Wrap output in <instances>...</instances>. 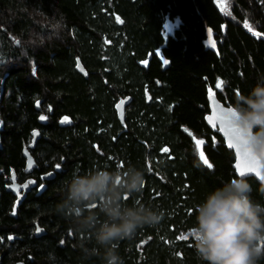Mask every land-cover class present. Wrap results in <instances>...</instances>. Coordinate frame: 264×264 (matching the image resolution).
<instances>
[{
  "label": "trees",
  "instance_id": "trees-1",
  "mask_svg": "<svg viewBox=\"0 0 264 264\" xmlns=\"http://www.w3.org/2000/svg\"><path fill=\"white\" fill-rule=\"evenodd\" d=\"M25 6L62 14V42L23 47ZM260 76L264 0H0V264H103L82 253L83 236L56 212L61 185L74 172L128 166L144 171L145 185L126 203L164 217L116 242L123 264H205L190 232L195 206L237 177L232 151L206 125L207 98L233 107ZM119 98L129 99L123 125ZM248 182L264 204V186ZM25 183L22 200L8 191Z\"/></svg>",
  "mask_w": 264,
  "mask_h": 264
},
{
  "label": "clouds",
  "instance_id": "clouds-1",
  "mask_svg": "<svg viewBox=\"0 0 264 264\" xmlns=\"http://www.w3.org/2000/svg\"><path fill=\"white\" fill-rule=\"evenodd\" d=\"M22 11L32 22L28 32L17 36L23 47L39 50L62 42L66 23L62 14L28 6ZM232 112L233 124L244 133V146L264 162V76L248 95L237 97ZM258 179L264 184V169ZM144 185V171L135 166L74 172L62 182L56 212L83 236L77 247L86 257L123 264L116 242L130 240L139 229L161 222L162 211L138 201L131 206L126 203ZM259 191L264 196V187ZM252 192L247 176L230 178L195 206L190 232L196 255L205 264H259L264 259V204ZM93 240L96 246L86 247Z\"/></svg>",
  "mask_w": 264,
  "mask_h": 264
},
{
  "label": "water",
  "instance_id": "water-1",
  "mask_svg": "<svg viewBox=\"0 0 264 264\" xmlns=\"http://www.w3.org/2000/svg\"><path fill=\"white\" fill-rule=\"evenodd\" d=\"M207 101H208V114L205 118L206 125L210 129H216L218 135L224 141L226 148L232 151L234 155V160H235L233 169L235 170L236 176L239 177L241 175H239V170L236 168L237 163H241L242 165L247 164L250 162L251 158L244 156L243 147L238 146L239 141L236 140L235 134L231 130V125H234V124H233L232 116L228 113V110L232 109V107H229L228 105H224L223 103L218 101L214 95H209L207 98ZM128 104H129V99L121 98L114 106L116 118L121 125H123L124 123L125 109L128 106ZM223 116H227V120H222L221 117ZM208 117H213V122H209ZM38 139H39V134L37 131H34L32 133V141L29 146L30 149L34 147V144L38 141ZM230 144L232 146H230ZM22 154L25 159L24 173L29 175L34 170V167H35L34 161L27 150H24ZM256 161L258 162L259 173L261 174V170L264 169V162H261L258 159H256ZM243 176H247V178H252L258 184L264 186V184H262L258 179L260 175L257 176L254 172H246V174ZM44 178L49 181L51 179V175H47ZM22 189L25 192H29L26 185H24L23 187H19L17 185H11L8 191L15 194L19 190H22ZM40 232L41 231L37 230V235H39Z\"/></svg>",
  "mask_w": 264,
  "mask_h": 264
},
{
  "label": "snow or ice",
  "instance_id": "snow-or-ice-1",
  "mask_svg": "<svg viewBox=\"0 0 264 264\" xmlns=\"http://www.w3.org/2000/svg\"><path fill=\"white\" fill-rule=\"evenodd\" d=\"M164 63H167V60H165ZM221 84H222V82H218L216 87L217 88L221 87ZM228 113L231 116L234 115V113L232 112V109H229ZM45 118L46 117H44V116L40 117L41 120H44ZM208 119H209V122H213V117H208ZM221 119L222 120H227V116H223V117H221ZM62 122H67V117H65ZM231 130L235 134L236 140L239 141V145L238 146H242L243 147L244 156L251 158L250 162L247 163V164L242 165L241 163H237L236 168L239 170V175L243 176V175L246 174V172H254L257 176H259L260 173H259L258 162L256 161L255 157H253L252 154L248 151V149L244 146V143H243L244 133L242 132V130L237 128L235 125H231ZM196 143H197V147H199L203 143V141L197 140ZM230 146H232V145L230 144ZM164 151L166 152L168 150L165 148ZM200 158L204 162V164H206L208 167H212V165L209 164L208 160L204 157V154H203L202 151L200 152ZM57 167H59V165H57Z\"/></svg>",
  "mask_w": 264,
  "mask_h": 264
},
{
  "label": "rangeland",
  "instance_id": "rangeland-1",
  "mask_svg": "<svg viewBox=\"0 0 264 264\" xmlns=\"http://www.w3.org/2000/svg\"><path fill=\"white\" fill-rule=\"evenodd\" d=\"M166 28L169 30L170 29V24H167V26H166ZM2 90V89H1ZM210 95H214V94H210ZM2 96V91H1V94H0V97ZM215 96V95H214ZM216 97V96H215ZM121 98H119L118 100H117V102L120 100ZM1 100V99H0ZM207 103H208V101H207ZM206 118V117H205ZM121 125V124H120ZM3 128V120H2V116H1V113H0V130ZM34 131H37V130H33V132ZM32 132V133H33ZM38 132V131H37ZM39 134V133H38ZM24 150H26V149H23V151ZM22 151V152H23ZM22 156H23V154H22ZM24 158V157H23ZM25 160V159H24ZM24 166H25V164H24ZM23 172H24V168H23ZM45 179V178H44ZM252 179V178H251ZM46 180V179H45ZM46 181H48V180H46ZM24 185H26V187H27V189H28V191H29V183H25V184H23L22 186H19V187H23ZM26 193L27 192H25L23 189L22 190H19V197H18V200H22L23 198H24V196L26 195ZM15 194H18V193H15Z\"/></svg>",
  "mask_w": 264,
  "mask_h": 264
},
{
  "label": "flooded vegetation",
  "instance_id": "flooded-vegetation-1",
  "mask_svg": "<svg viewBox=\"0 0 264 264\" xmlns=\"http://www.w3.org/2000/svg\"><path fill=\"white\" fill-rule=\"evenodd\" d=\"M2 96H1V99L3 98V94H4V90L2 89ZM18 194H14L17 198L19 197V191L17 192ZM28 193V192H27Z\"/></svg>",
  "mask_w": 264,
  "mask_h": 264
},
{
  "label": "bare ground",
  "instance_id": "bare-ground-1",
  "mask_svg": "<svg viewBox=\"0 0 264 264\" xmlns=\"http://www.w3.org/2000/svg\"><path fill=\"white\" fill-rule=\"evenodd\" d=\"M0 99H1V97H0Z\"/></svg>",
  "mask_w": 264,
  "mask_h": 264
}]
</instances>
